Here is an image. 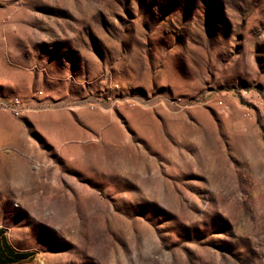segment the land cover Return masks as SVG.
Listing matches in <instances>:
<instances>
[{
  "label": "rangeland",
  "instance_id": "obj_1",
  "mask_svg": "<svg viewBox=\"0 0 264 264\" xmlns=\"http://www.w3.org/2000/svg\"><path fill=\"white\" fill-rule=\"evenodd\" d=\"M263 101L264 0H0V264H264Z\"/></svg>",
  "mask_w": 264,
  "mask_h": 264
},
{
  "label": "trees",
  "instance_id": "obj_2",
  "mask_svg": "<svg viewBox=\"0 0 264 264\" xmlns=\"http://www.w3.org/2000/svg\"><path fill=\"white\" fill-rule=\"evenodd\" d=\"M15 258H18V259H28L31 257V254L30 253H15Z\"/></svg>",
  "mask_w": 264,
  "mask_h": 264
},
{
  "label": "crops",
  "instance_id": "obj_3",
  "mask_svg": "<svg viewBox=\"0 0 264 264\" xmlns=\"http://www.w3.org/2000/svg\"><path fill=\"white\" fill-rule=\"evenodd\" d=\"M0 246H2V242H0ZM1 253H4V254H8V251H3V252H1ZM3 254H0V256H2Z\"/></svg>",
  "mask_w": 264,
  "mask_h": 264
},
{
  "label": "built area",
  "instance_id": "obj_4",
  "mask_svg": "<svg viewBox=\"0 0 264 264\" xmlns=\"http://www.w3.org/2000/svg\"><path fill=\"white\" fill-rule=\"evenodd\" d=\"M263 104H264V101H263Z\"/></svg>",
  "mask_w": 264,
  "mask_h": 264
}]
</instances>
